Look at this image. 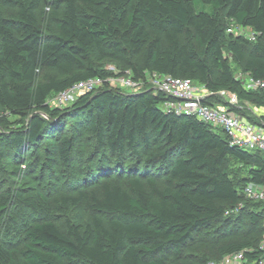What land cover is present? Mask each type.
I'll return each instance as SVG.
<instances>
[{"label":"trees","instance_id":"16d2710c","mask_svg":"<svg viewBox=\"0 0 264 264\" xmlns=\"http://www.w3.org/2000/svg\"><path fill=\"white\" fill-rule=\"evenodd\" d=\"M0 3L17 9L0 15V120L16 126L0 141L33 148L48 139L46 153L70 167L86 123L99 154L94 178H109L99 195L81 190L63 198L65 204L85 203L93 212L89 224L36 222L20 244L0 242V264H170V255L181 264L184 248L203 230L243 206L242 196L252 200L244 192L249 183L264 186L263 152L231 145L224 131L196 116L164 111L163 92L113 89L108 78L116 75L104 68L112 61L136 80L154 73L189 78L264 109V90L247 89L232 65L264 79V0ZM43 3L51 11L42 22ZM239 28L256 39L237 34ZM96 77L104 80L100 90L81 94L69 107H50V96ZM207 102L227 105L218 96ZM231 109L257 123L239 107ZM69 116L82 119L65 133ZM258 124L264 125V115ZM230 159L248 167L238 183ZM113 176L119 182L109 181ZM17 198L47 211L42 193L23 197L8 191L1 194L0 213L8 215ZM241 251L248 261L264 264L263 250L250 241L217 245L221 258Z\"/></svg>","mask_w":264,"mask_h":264},{"label":"rangeland","instance_id":"374dc122","mask_svg":"<svg viewBox=\"0 0 264 264\" xmlns=\"http://www.w3.org/2000/svg\"><path fill=\"white\" fill-rule=\"evenodd\" d=\"M49 6V4L43 3L38 10L42 22L44 12L51 11V8L50 10L48 8ZM16 10L14 7L0 3V15L11 16ZM232 65L235 76L238 79L242 76L244 78L245 75L241 68L233 62ZM104 68L116 75L110 79V85L113 89L124 93L137 92L135 89L116 85L118 75L127 74L126 71L121 73L122 71L117 63L108 61L104 64ZM102 87H98L97 90ZM151 87L150 83L143 84L142 91ZM55 97L53 95L48 99L51 108L63 109L71 105L57 106L54 102ZM239 106L247 116L257 123L264 115V109L249 103L239 100ZM81 119V116L67 117L64 132L70 133L71 125L81 121ZM8 120L12 123L15 118L8 116ZM15 128L16 126H7L0 120V135L9 133ZM79 135L80 141L73 150V162L70 167L64 166L62 161L46 153L45 144L50 141L48 139L42 141L38 147L33 148H12L5 142L0 141V202L1 194L10 191L23 197L34 193H42L49 203L47 211L40 213L21 203L18 198L13 199L9 206V214L5 216L4 213H0V242L13 245L20 244L26 229L44 219L52 220L61 228H65L67 222L83 226L91 222L93 212L85 203L81 202L74 205L73 203L65 204L63 202V198L76 196L81 190L94 191L99 195L103 180L109 179L101 176L94 178L97 172L95 168L99 162V154L96 142L89 133L86 123L83 124ZM49 158L54 160H49ZM228 166L237 183L242 176L247 174V165L234 159L228 161ZM157 175L158 180L161 181L162 175ZM119 180V178L113 176L109 181L119 182ZM241 200L243 206L241 205L239 209L226 215L216 225L203 230L194 242L189 243L184 248L185 258L181 264H208L209 262L222 264L223 257H219L217 245L232 240L250 241L253 248H260L264 252V199L250 200L242 196ZM253 214H257V220L252 218ZM169 257L170 264H177L174 262L173 256L170 255ZM244 264L255 263L247 261Z\"/></svg>","mask_w":264,"mask_h":264},{"label":"built area","instance_id":"2783aa9c","mask_svg":"<svg viewBox=\"0 0 264 264\" xmlns=\"http://www.w3.org/2000/svg\"><path fill=\"white\" fill-rule=\"evenodd\" d=\"M233 31V28L229 29V32ZM236 32L240 35H246L251 40H255L257 37L255 33L245 28H239ZM126 72V75L121 74L116 78V85L119 87H127L140 92L143 84L150 83L152 87L144 90L160 91L168 97L162 104L164 111L177 115L196 116L199 120L212 125L215 129L224 131L231 145L247 151L264 153V125L253 123L231 109L232 107L241 108L236 94L226 90L218 92L208 91L204 85L197 84L189 78L154 73L148 74L146 80H136L130 74L131 71ZM244 75L245 77L243 78L242 76L239 80L247 89L264 90V79H253L247 74ZM110 79L111 77L108 78L109 84ZM103 85L104 80L101 77L80 81L65 91L56 94L54 102L57 106L72 104L81 94L96 91L98 87ZM211 96L221 97L227 105L208 103L207 100ZM244 192L248 198L264 199V186L262 185L249 183ZM247 261L245 253L241 251L224 256L222 264H244ZM208 264L215 263L209 262Z\"/></svg>","mask_w":264,"mask_h":264}]
</instances>
